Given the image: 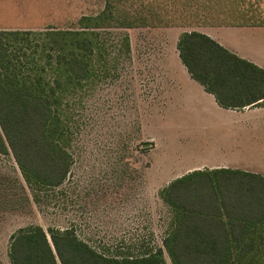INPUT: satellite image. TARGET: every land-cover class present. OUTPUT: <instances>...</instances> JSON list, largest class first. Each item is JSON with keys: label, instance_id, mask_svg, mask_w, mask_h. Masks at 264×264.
I'll list each match as a JSON object with an SVG mask.
<instances>
[{"label": "rangeland", "instance_id": "obj_1", "mask_svg": "<svg viewBox=\"0 0 264 264\" xmlns=\"http://www.w3.org/2000/svg\"><path fill=\"white\" fill-rule=\"evenodd\" d=\"M151 1L163 7H155L161 12L149 25L122 26ZM162 1L0 0V29H76L83 16L108 4L114 10L111 25L95 29L96 74L66 108L73 161L65 181L33 187L13 155L0 153V264H11V235L36 225L49 237L50 228L69 229L108 256H143L161 247L172 264L163 240L173 215L161 190L173 173L224 161L264 175L263 103L241 108L255 111L239 116L181 111L160 59L183 31L225 25L227 12L264 16V0H216L209 11L202 0ZM229 39L264 60V35Z\"/></svg>", "mask_w": 264, "mask_h": 264}, {"label": "trees", "instance_id": "obj_2", "mask_svg": "<svg viewBox=\"0 0 264 264\" xmlns=\"http://www.w3.org/2000/svg\"><path fill=\"white\" fill-rule=\"evenodd\" d=\"M202 2L208 11L216 6V0ZM155 7L153 1L141 5L122 26L149 25L161 12ZM113 15L108 4L96 16H83L76 29H0V153L13 155L33 187H57L70 171L72 129L66 108L96 74L101 45L95 29L111 25ZM226 15L225 25H264V16ZM178 49L191 76L222 107L264 105L263 67L198 30L182 32ZM161 197L173 215L163 240L172 264H264L263 174L195 169L170 181ZM48 232L50 237L36 225L12 234L11 264H168L161 247L143 256L115 257L69 229Z\"/></svg>", "mask_w": 264, "mask_h": 264}, {"label": "crops", "instance_id": "obj_3", "mask_svg": "<svg viewBox=\"0 0 264 264\" xmlns=\"http://www.w3.org/2000/svg\"><path fill=\"white\" fill-rule=\"evenodd\" d=\"M178 27V26H175ZM173 29V27H171ZM203 33H206L210 37L214 38L216 41L221 43L223 46L232 50L239 56L246 58L257 65L264 68V60L257 59L251 53H244L241 47L234 43V41L229 39V36L235 35L237 33H250L251 35H264V26H237V25H222V26H208L204 29H197ZM190 31V30H188ZM184 32V31H183ZM180 33V32H179ZM180 35H178L171 47L167 49H163L160 54V59L164 65V71L166 73L167 83L172 88L173 101H178L183 103V108L181 111L191 112L192 115H198V113H206V114H217V115H226L228 113L233 114L234 116H239L241 114L252 113L255 111L254 108L245 107L244 110L238 108H225L219 105L213 94L209 93L205 90V87L196 79H194L190 72L188 71L185 64L182 62L179 49H178V40ZM260 44H264V40L260 39ZM262 60V61H260ZM186 104H189L188 108L185 107ZM236 165H228L224 161L215 164L208 165L209 169L212 168H221V167H230ZM204 167V166H203ZM202 166H196V169H204ZM195 168V167H194ZM194 168H184L181 171H176L168 180H166V185L172 181L173 179L186 174L190 171H193ZM238 168V167H231Z\"/></svg>", "mask_w": 264, "mask_h": 264}]
</instances>
